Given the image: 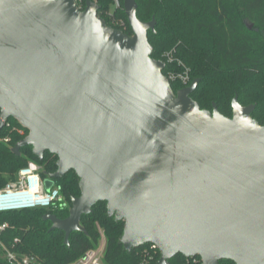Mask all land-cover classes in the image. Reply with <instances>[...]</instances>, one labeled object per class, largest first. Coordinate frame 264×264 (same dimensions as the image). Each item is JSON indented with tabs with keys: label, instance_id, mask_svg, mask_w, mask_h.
Returning <instances> with one entry per match:
<instances>
[{
	"label": "water",
	"instance_id": "obj_1",
	"mask_svg": "<svg viewBox=\"0 0 264 264\" xmlns=\"http://www.w3.org/2000/svg\"><path fill=\"white\" fill-rule=\"evenodd\" d=\"M86 0H0V130L9 118L28 129L14 147L55 154L50 191L73 170L80 195L49 231L70 246L81 218L107 203L124 221L127 250L156 244L158 264L177 254L203 264H264V124L256 105L232 99V117L191 97L200 79L173 90L166 63L152 57L136 0H124L133 34ZM252 28V24H248ZM1 208L16 206L3 196ZM10 201L14 203H10Z\"/></svg>",
	"mask_w": 264,
	"mask_h": 264
},
{
	"label": "trees",
	"instance_id": "obj_2",
	"mask_svg": "<svg viewBox=\"0 0 264 264\" xmlns=\"http://www.w3.org/2000/svg\"><path fill=\"white\" fill-rule=\"evenodd\" d=\"M100 5L98 15L107 24L133 34L124 10V0L111 10L115 0H93ZM137 15L143 21L156 18L155 32L149 30L148 39L153 46L152 57L163 60L165 75L182 70L180 60L186 64L192 79L199 84L191 97L202 109H213V102L225 116L232 117V99L238 94L244 105L255 104L252 117L264 124V0H136ZM86 0L81 7L85 8ZM248 24H252L249 28ZM172 50L175 59L169 63L165 52ZM176 92L184 85L177 79L170 80ZM9 126L0 131L8 140L0 141V190L16 181L21 169L29 161L42 167L47 178L57 170L55 154L46 151L43 158L36 156L31 146L14 152L18 142L28 135L16 119L9 118ZM57 187L64 200L49 206L0 210V225L5 246L21 255L34 256L40 264H72L85 252L96 248L103 230L106 246L103 264H158L159 250H150V243L127 250L121 242L124 221H116L108 215L107 203L100 201L93 212L83 215L81 226L85 231H74L70 246L64 242L65 233L56 229L49 231L51 222L44 219L47 213L65 218L69 215L72 196H79V177L71 170L57 178ZM151 255L153 256L151 258ZM0 264L9 262L6 252L0 248ZM171 264H192L191 258L177 254ZM221 264H236L229 259Z\"/></svg>",
	"mask_w": 264,
	"mask_h": 264
},
{
	"label": "built area",
	"instance_id": "obj_3",
	"mask_svg": "<svg viewBox=\"0 0 264 264\" xmlns=\"http://www.w3.org/2000/svg\"><path fill=\"white\" fill-rule=\"evenodd\" d=\"M77 5L80 9L82 0H76ZM120 0H115V5L120 6ZM80 5V6H79ZM182 62H180L181 64ZM187 73V71H186ZM169 80L180 79L185 87L189 83V76L179 75L175 72H171L168 76ZM189 86V85H187ZM10 122L8 120L5 122V126H9ZM25 128V127H24ZM1 131V130H0ZM7 136H0V141H7ZM42 167L35 161H29L27 166L20 170L18 178L16 181L8 183L3 189L0 190V199L3 196L13 195L16 199V206L12 208H1L0 210L7 209H20V208H30L35 206H49L57 202L64 200L57 187H53L50 191H47L44 186V178L42 176ZM1 203V200H0ZM1 206V205H0ZM6 228V224L0 225V248L6 252L7 258L12 264H40L39 260L34 256L17 254L14 251L9 250L3 240L1 239V232ZM105 241L102 240L101 247L105 245ZM150 250H159L156 244L150 243ZM101 250V249H99ZM97 249H90L85 254L73 262L72 264H103L100 258V251ZM160 251V250H159ZM153 256L151 255V258ZM192 264H203V260L200 256H190ZM148 261H143L140 264H148Z\"/></svg>",
	"mask_w": 264,
	"mask_h": 264
},
{
	"label": "rangeland",
	"instance_id": "obj_4",
	"mask_svg": "<svg viewBox=\"0 0 264 264\" xmlns=\"http://www.w3.org/2000/svg\"><path fill=\"white\" fill-rule=\"evenodd\" d=\"M95 2H97V1H95ZM115 7H116V5L114 3H112L111 10L114 11ZM165 57H166V59L168 60L169 63H172L173 60L175 59V56L173 55L172 50L166 51L165 52ZM178 61L181 62L180 60H178ZM180 66L182 67V70H178V71H174V72L176 74H179V75H187L188 74V76H189V83L187 85H190L193 79H192L191 71H190L189 67L186 64H184V63H181ZM186 71H187V73H186ZM177 80L180 83H182V81L180 79H177ZM187 85H185V86H187ZM100 234H101V241H100L99 245L95 249H97V250L101 249L99 251H100V258L102 260L106 243H105V245L102 248H100V247H101V244H102V240H104L105 242H106V240H105V235H104V232H103L102 229H100Z\"/></svg>",
	"mask_w": 264,
	"mask_h": 264
},
{
	"label": "bare ground",
	"instance_id": "obj_5",
	"mask_svg": "<svg viewBox=\"0 0 264 264\" xmlns=\"http://www.w3.org/2000/svg\"><path fill=\"white\" fill-rule=\"evenodd\" d=\"M10 203H13L12 201H10ZM0 205H2V202L0 203Z\"/></svg>",
	"mask_w": 264,
	"mask_h": 264
},
{
	"label": "flooded vegetation",
	"instance_id": "obj_6",
	"mask_svg": "<svg viewBox=\"0 0 264 264\" xmlns=\"http://www.w3.org/2000/svg\"><path fill=\"white\" fill-rule=\"evenodd\" d=\"M80 6V5H79ZM82 8V7H81Z\"/></svg>",
	"mask_w": 264,
	"mask_h": 264
}]
</instances>
